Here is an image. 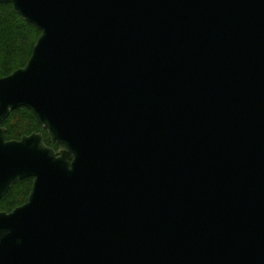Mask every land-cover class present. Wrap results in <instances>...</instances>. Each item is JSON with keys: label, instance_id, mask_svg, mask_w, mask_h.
<instances>
[{"label": "water", "instance_id": "obj_1", "mask_svg": "<svg viewBox=\"0 0 264 264\" xmlns=\"http://www.w3.org/2000/svg\"><path fill=\"white\" fill-rule=\"evenodd\" d=\"M41 36L0 78V264H264V0H0ZM26 108L47 131L7 141Z\"/></svg>", "mask_w": 264, "mask_h": 264}, {"label": "trees", "instance_id": "obj_2", "mask_svg": "<svg viewBox=\"0 0 264 264\" xmlns=\"http://www.w3.org/2000/svg\"><path fill=\"white\" fill-rule=\"evenodd\" d=\"M41 32L24 21L11 4H0V78L7 77L26 67ZM7 141L41 133L47 146L59 151L61 145L53 144L47 131L26 108L11 113L3 124ZM34 179L18 181L0 202V211L12 212L28 202Z\"/></svg>", "mask_w": 264, "mask_h": 264}, {"label": "rangeland", "instance_id": "obj_3", "mask_svg": "<svg viewBox=\"0 0 264 264\" xmlns=\"http://www.w3.org/2000/svg\"><path fill=\"white\" fill-rule=\"evenodd\" d=\"M62 148H63V147H62ZM62 148H60L59 151H60ZM59 151H57V152H59Z\"/></svg>", "mask_w": 264, "mask_h": 264}, {"label": "flooded vegetation", "instance_id": "obj_4", "mask_svg": "<svg viewBox=\"0 0 264 264\" xmlns=\"http://www.w3.org/2000/svg\"><path fill=\"white\" fill-rule=\"evenodd\" d=\"M0 212H5V211H0Z\"/></svg>", "mask_w": 264, "mask_h": 264}]
</instances>
